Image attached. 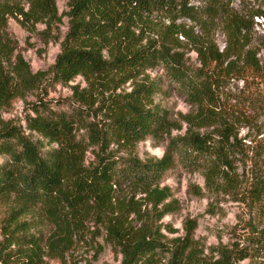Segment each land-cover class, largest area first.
Instances as JSON below:
<instances>
[{
  "label": "trees",
  "instance_id": "obj_1",
  "mask_svg": "<svg viewBox=\"0 0 264 264\" xmlns=\"http://www.w3.org/2000/svg\"><path fill=\"white\" fill-rule=\"evenodd\" d=\"M192 1L68 0L69 11L60 13L57 0H0V264H47L45 257L76 264V245L94 243L99 252L100 237L121 264L264 258V228L252 216L244 247L220 243L210 251L196 238L195 219L183 222L182 234L164 221L181 209L162 185L177 166L202 174L205 188L192 187L194 196L237 194L247 211L264 216V40L252 42L254 18L264 20V10ZM64 16L69 28L55 63L33 72L16 52L9 18L49 40ZM216 27L223 48L211 36ZM152 68L163 75L152 77ZM77 77L85 86H71L67 109L40 93L46 83ZM163 78L185 97L188 112L174 116L156 102ZM233 79L244 87L230 88ZM33 91L25 127L2 118ZM33 133L54 146L43 152ZM146 140L165 143L163 155L140 158L135 150Z\"/></svg>",
  "mask_w": 264,
  "mask_h": 264
},
{
  "label": "rangeland",
  "instance_id": "obj_2",
  "mask_svg": "<svg viewBox=\"0 0 264 264\" xmlns=\"http://www.w3.org/2000/svg\"><path fill=\"white\" fill-rule=\"evenodd\" d=\"M57 5L60 13L69 11L68 0H57ZM192 5L200 8L205 3L200 0H193ZM232 6L240 13L250 12L258 7L264 10L262 0H232ZM185 22L193 25L189 20H185ZM254 22L252 42L256 45L257 42L264 40V20L261 17H255ZM37 27L38 30L45 28L43 24H39ZM68 28L69 17L64 16L63 23H60L52 30L55 38L45 40L37 33L29 32L23 28L14 18H9L7 25L11 40L16 42V52L24 57L33 72L47 71L55 63L56 57L61 50V42ZM211 36L219 48H223L226 45V37L221 27H216L211 32ZM188 48V46H185L184 50L187 51ZM187 56L192 63L199 65L195 51H189ZM258 57L264 62V51H260ZM148 72L154 78L163 75V71L160 68H152ZM75 84L85 86L83 79L77 77L64 85H50L46 83L40 93L46 95V100H53V104L58 101L56 108L67 109L66 102L72 95L71 86ZM161 84L165 88V92L157 93L156 102L158 104L169 110L174 116L190 110V105L187 103L185 97L179 95L178 90L169 84L166 78H163ZM126 87H129L128 84ZM229 87L233 90H240L244 87V82L233 79L229 82ZM127 89L129 90V88ZM38 93V91H33L26 96L25 100H16L10 108L2 112V118L4 120H13L15 123L25 127L24 119L27 114L32 113L30 104L37 100ZM27 133L29 132L27 131ZM246 134L247 129H242L240 136L244 137ZM32 137L40 142L43 152L54 146L52 144L49 145L45 139L35 133L32 134ZM164 149L165 143L156 145L152 140H146L140 142L135 151L140 158L145 159L148 157H161ZM2 161L3 158L0 156V163ZM162 185H168L172 189L181 205V209L177 213L165 217L164 221L171 223L174 228L179 230L178 234H182L183 222L186 219H195L197 221L196 238L201 241L207 251H210V248L220 243L225 245L238 243L240 247H244L243 237L249 232L247 220L251 216L257 230L264 228V216L259 217L247 211L244 202L237 199V194L219 193L215 196L205 193L201 197L194 196L191 192L192 187L197 185L205 188L204 178L198 171L189 173L181 166H177L166 174ZM3 212L4 210L0 208V216L4 214ZM95 242L102 246L101 251L97 252L94 243L89 245L81 242L76 245L74 250L76 264H86L88 260L95 261L94 264H121V255L117 254L111 246L105 244L102 237L97 238ZM45 260L47 264H59L57 261L49 260L47 257H45ZM260 262H264V258H247L239 261L238 264H261ZM69 264H74V261Z\"/></svg>",
  "mask_w": 264,
  "mask_h": 264
}]
</instances>
